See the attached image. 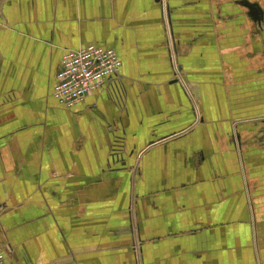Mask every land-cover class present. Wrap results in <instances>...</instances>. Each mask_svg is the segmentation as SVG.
<instances>
[{"label": "crops", "instance_id": "crops-1", "mask_svg": "<svg viewBox=\"0 0 264 264\" xmlns=\"http://www.w3.org/2000/svg\"><path fill=\"white\" fill-rule=\"evenodd\" d=\"M211 5L169 0L166 24L162 0H0L10 264H139L133 202L144 264H227L226 241L258 264L264 0ZM88 44L115 49L120 73L69 109L57 74Z\"/></svg>", "mask_w": 264, "mask_h": 264}, {"label": "built area", "instance_id": "built-area-1", "mask_svg": "<svg viewBox=\"0 0 264 264\" xmlns=\"http://www.w3.org/2000/svg\"><path fill=\"white\" fill-rule=\"evenodd\" d=\"M170 45L175 50L173 41ZM121 65V58L111 47L88 44L79 49H67L57 74L54 96L64 107L72 109L118 75ZM11 253L9 244H0V264H10Z\"/></svg>", "mask_w": 264, "mask_h": 264}, {"label": "rangeland", "instance_id": "rangeland-1", "mask_svg": "<svg viewBox=\"0 0 264 264\" xmlns=\"http://www.w3.org/2000/svg\"><path fill=\"white\" fill-rule=\"evenodd\" d=\"M163 1V7L165 8L166 6L169 5V0H162ZM213 2V6L212 8L209 10V12H213L214 13V16H216L215 14L221 10V7L225 1L226 2H229V0H211ZM224 6V5H223ZM168 8L166 7V10L164 9L163 10V20L165 21L166 24L172 22L171 20V14L170 12L167 10ZM169 13V14H168ZM242 16V13L240 14ZM226 16V15H225ZM171 61H176V59L174 57H171ZM177 69V72H178V75L181 79H183L184 81V77L182 76V73L180 72V70H178V68L176 67ZM179 79V78H178ZM245 175L242 174V177L244 178ZM264 178L261 179V181L259 183H263V186L260 188V191L258 190L257 192V196L259 197H262L260 200L258 201H255V203L257 204V207H259V203H261L262 207H264ZM258 183V184H259ZM255 196V194H254ZM263 203V204H262ZM133 207H131L129 210H130V226H131V238H132V244H131V247H132V250L134 252V255L136 256V258L139 259V264H144V260H143V254H142V246H143V241H142V238L140 236V228H139V223H138V216H137V210L135 208V202H133ZM4 207V206H2ZM261 217L259 218V221H260V226H261V231L260 232V235H262V238H261V247H262V252L261 253V258H259L258 254H257V250H256V255H257V260H258V264H264V208L261 210ZM245 230L244 228H242V232L241 233H244L245 232L243 231ZM111 236H115L114 233H106V236L110 235ZM239 235H240V232H239ZM115 238V237H114ZM112 238V239H114ZM231 244L225 243V247H226V261H227V264H228V261L233 263V264H251L250 263V258L249 256H245V254L243 255L241 261L239 260L238 263H237V260H238V256H237V252L236 250L232 251L231 249ZM253 246L255 248V245L253 243ZM244 247H247V246H244ZM255 251V249H254ZM259 259H261V263H259Z\"/></svg>", "mask_w": 264, "mask_h": 264}, {"label": "water", "instance_id": "water-1", "mask_svg": "<svg viewBox=\"0 0 264 264\" xmlns=\"http://www.w3.org/2000/svg\"><path fill=\"white\" fill-rule=\"evenodd\" d=\"M253 11H254V14L256 15L255 17H256V19H261V17H259L260 15H262V13H261V9L260 8H258V7H254L253 8ZM260 14V15H259ZM174 81H176V80H174Z\"/></svg>", "mask_w": 264, "mask_h": 264}]
</instances>
